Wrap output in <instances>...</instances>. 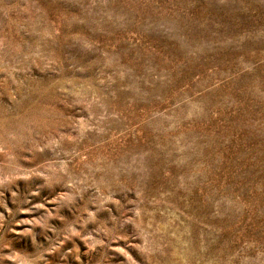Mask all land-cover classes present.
<instances>
[{
    "label": "rangeland",
    "instance_id": "rangeland-1",
    "mask_svg": "<svg viewBox=\"0 0 264 264\" xmlns=\"http://www.w3.org/2000/svg\"><path fill=\"white\" fill-rule=\"evenodd\" d=\"M0 264H264V0H0Z\"/></svg>",
    "mask_w": 264,
    "mask_h": 264
}]
</instances>
